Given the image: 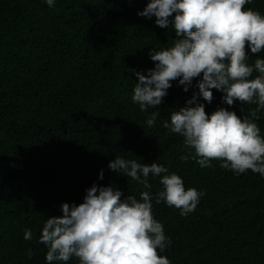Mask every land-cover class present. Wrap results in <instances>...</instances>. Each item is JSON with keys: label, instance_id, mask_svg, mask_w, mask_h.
Instances as JSON below:
<instances>
[{"label": "trees", "instance_id": "16d2710c", "mask_svg": "<svg viewBox=\"0 0 264 264\" xmlns=\"http://www.w3.org/2000/svg\"><path fill=\"white\" fill-rule=\"evenodd\" d=\"M147 3L55 0L50 8L45 0H0V264H47V248L37 242L46 219L62 216L63 203H82L93 184L114 186L122 200L148 191L109 169L116 156L161 164L202 193L186 216L153 199L152 214L171 239L160 253L170 264H264V177L215 160L211 167L182 161L183 138L162 127L198 92V79L187 92L171 82L152 127L146 120L154 109L141 112L132 101L135 73L155 66L150 49L178 39L171 26L137 14ZM247 8L264 15V0ZM248 54L250 65L264 59V52ZM212 92L210 104L198 98L209 116L223 107L243 118L256 107L228 106L222 92ZM258 115L264 136V110ZM159 179L149 176L153 197Z\"/></svg>", "mask_w": 264, "mask_h": 264}, {"label": "clouds", "instance_id": "9594fccd", "mask_svg": "<svg viewBox=\"0 0 264 264\" xmlns=\"http://www.w3.org/2000/svg\"><path fill=\"white\" fill-rule=\"evenodd\" d=\"M51 8L55 0H45ZM251 0H148L137 14L151 19L160 28L172 27L178 39L170 47L150 49L154 68L147 74L136 72L138 82L132 101L141 112L154 109L146 120L154 126L158 110L172 81L178 80L187 92L198 79V92L186 106L173 111L162 127L183 138L182 161L195 159L201 167L211 161L236 174L247 171L264 177V136L255 122L264 110V59L248 64V50L258 56L264 52V15L252 8ZM257 75L253 77V73ZM212 89L222 92L228 106L239 101L254 104L248 116L241 118L234 111L219 108L210 116L202 97L209 104ZM243 111V109H242ZM113 172L130 177L148 191L139 199L112 185L93 184L86 189L80 204L63 203L62 216L46 219L39 240L47 248V264H66L73 257L78 264H170L161 255L171 244L164 227L153 214L156 204L180 209L181 215L195 211L202 195L195 188H185L178 174H165L168 169L156 162L140 163L120 156L109 162ZM159 177L162 190L153 197L149 176ZM164 174V175H162ZM103 179V172L100 177ZM24 239L31 240L26 229ZM32 256L31 251L28 253Z\"/></svg>", "mask_w": 264, "mask_h": 264}]
</instances>
